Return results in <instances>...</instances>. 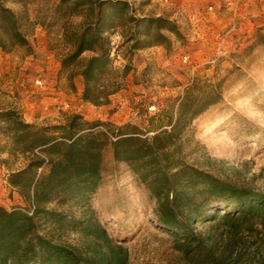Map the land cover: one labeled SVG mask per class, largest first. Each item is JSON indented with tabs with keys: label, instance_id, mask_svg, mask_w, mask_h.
Wrapping results in <instances>:
<instances>
[{
	"label": "trees",
	"instance_id": "1",
	"mask_svg": "<svg viewBox=\"0 0 264 264\" xmlns=\"http://www.w3.org/2000/svg\"><path fill=\"white\" fill-rule=\"evenodd\" d=\"M34 1L0 0L2 50L31 49L23 20ZM59 7L67 18L83 17L77 32L64 25L73 50L62 64L75 65L84 81L82 99L94 105L108 103L123 88L130 68L114 65L111 31L127 30L124 42H131L130 48L161 43L165 31L180 35L168 18L136 17L126 0H60ZM86 51L92 54L81 59ZM221 94L218 83L191 85L157 114L145 113L112 137L101 128L104 122L80 113L65 123L37 125L15 108H0V154L26 160L11 169L9 182L32 207L29 213L0 204V264H131L128 248L111 236L88 203L108 170V157L137 176L153 200L155 226L169 235L186 264H264V192L224 181L189 159L198 143L193 121ZM52 201L77 206L80 215L48 207ZM46 222L79 232L87 240L84 250L48 237L41 231Z\"/></svg>",
	"mask_w": 264,
	"mask_h": 264
},
{
	"label": "rangeland",
	"instance_id": "2",
	"mask_svg": "<svg viewBox=\"0 0 264 264\" xmlns=\"http://www.w3.org/2000/svg\"><path fill=\"white\" fill-rule=\"evenodd\" d=\"M126 1L136 17L174 21L180 35L165 31L167 39L161 43L130 48L131 42H124L127 30L111 31L114 65L123 69L128 63L130 68L123 88L108 103L84 101L82 76L74 64H62L73 50L64 25L77 32L83 17H65L60 0H35L23 20L31 49L0 48V108H15L37 125L65 123L80 113L89 121L104 122L101 128L112 137L118 127L138 123L145 113L157 114L158 107L181 97L189 86L218 83L220 100L193 121L198 143L189 159L224 181L264 192V0ZM91 54L86 51L81 59ZM52 97L59 102L51 104ZM25 163L23 157L0 154V204L6 208H32L9 182L11 169ZM106 166L88 203L111 236L128 248L131 264H186L169 235L155 226L153 200L137 176L109 157ZM47 206L80 215L70 204L52 201ZM41 231L67 246H86L87 240L72 229L46 222Z\"/></svg>",
	"mask_w": 264,
	"mask_h": 264
},
{
	"label": "crops",
	"instance_id": "3",
	"mask_svg": "<svg viewBox=\"0 0 264 264\" xmlns=\"http://www.w3.org/2000/svg\"><path fill=\"white\" fill-rule=\"evenodd\" d=\"M60 63V62H59ZM81 90V87H79V91ZM50 102H51V104L53 103H56V102H59V97H52V98H50ZM27 106V108H30L31 106H32V104L30 105V107H29V105H26ZM32 108V107H31ZM31 111H33V110H31ZM32 115V114H31ZM33 116H35V114H33ZM34 119H36V117H33L31 120H34ZM30 120V119H29Z\"/></svg>",
	"mask_w": 264,
	"mask_h": 264
},
{
	"label": "built area",
	"instance_id": "4",
	"mask_svg": "<svg viewBox=\"0 0 264 264\" xmlns=\"http://www.w3.org/2000/svg\"><path fill=\"white\" fill-rule=\"evenodd\" d=\"M38 82H41V81H38ZM29 213H32V208L29 210Z\"/></svg>",
	"mask_w": 264,
	"mask_h": 264
}]
</instances>
